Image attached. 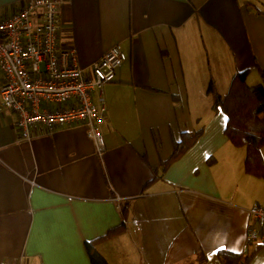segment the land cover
Segmentation results:
<instances>
[{
  "label": "crops",
  "instance_id": "0c3cea01",
  "mask_svg": "<svg viewBox=\"0 0 264 264\" xmlns=\"http://www.w3.org/2000/svg\"><path fill=\"white\" fill-rule=\"evenodd\" d=\"M26 1L0 0V20ZM58 17L57 47L86 74L114 46L126 58L92 93L106 107L104 152L82 123L21 141L0 104V261L90 264L84 243L98 240L107 264H198L199 254L220 264L219 251L264 264V223L249 216L264 205V180L244 172L225 116L198 111V61L220 97L237 73L261 82L264 0H60Z\"/></svg>",
  "mask_w": 264,
  "mask_h": 264
},
{
  "label": "built area",
  "instance_id": "2783aa9c",
  "mask_svg": "<svg viewBox=\"0 0 264 264\" xmlns=\"http://www.w3.org/2000/svg\"><path fill=\"white\" fill-rule=\"evenodd\" d=\"M59 4L60 0H28L11 17L0 20V104L16 116L19 140L29 142L61 126L82 123L100 157L104 143L98 126L106 107L102 97L95 103L92 93L101 94L126 58L114 46L86 74L74 50L57 47ZM249 216L264 223V205L252 207ZM248 235L250 240L255 237L253 231Z\"/></svg>",
  "mask_w": 264,
  "mask_h": 264
},
{
  "label": "trees",
  "instance_id": "16d2710c",
  "mask_svg": "<svg viewBox=\"0 0 264 264\" xmlns=\"http://www.w3.org/2000/svg\"><path fill=\"white\" fill-rule=\"evenodd\" d=\"M262 14V12H259ZM261 82L247 85V72L235 74L229 84L227 93L220 97L209 81L207 95L212 98V109L219 110L226 118L224 136L236 148H245L244 172L257 179L264 180V161L261 149L264 147V72L258 70ZM200 131L177 143L166 164L179 158L200 136ZM122 226L108 232L103 239L121 232ZM98 240L85 242L84 249L90 264H107L98 253L95 244ZM220 264H249L250 256L219 251L217 253ZM198 264H205V257L199 254Z\"/></svg>",
  "mask_w": 264,
  "mask_h": 264
},
{
  "label": "rangeland",
  "instance_id": "374dc122",
  "mask_svg": "<svg viewBox=\"0 0 264 264\" xmlns=\"http://www.w3.org/2000/svg\"><path fill=\"white\" fill-rule=\"evenodd\" d=\"M199 61H198V100H201L205 103L198 104V111L201 113V117H204V113H206V110L209 109L208 104H212V98L211 96L207 95L206 91L209 84V76L205 73V70L201 73L199 72ZM252 76L249 78L248 85H250L252 82Z\"/></svg>",
  "mask_w": 264,
  "mask_h": 264
}]
</instances>
